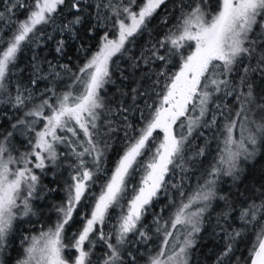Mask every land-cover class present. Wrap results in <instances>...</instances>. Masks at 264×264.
<instances>
[{"label":"snow or ice","instance_id":"1","mask_svg":"<svg viewBox=\"0 0 264 264\" xmlns=\"http://www.w3.org/2000/svg\"><path fill=\"white\" fill-rule=\"evenodd\" d=\"M169 2L4 0L0 21L16 27L6 40L0 36L5 45L0 49V119L11 128L0 131V264H5L17 222L37 215L33 201L44 199L45 186L34 170L47 174L64 165L74 174L65 203L57 207V222L38 236L21 238L24 255L16 264H93L97 243L104 247L97 264H139V249L132 245L150 239L142 217L157 192L167 191L165 176L176 169L188 173L202 168L211 141L220 138L222 147L218 145L214 162L201 173L203 182L181 201L170 221L161 224L157 218L163 246L149 264H188V250L206 226L223 241L216 264H264V182L240 191L248 168L264 155V93L255 90L256 79L264 83V0H174L175 15L167 11ZM20 10L25 13L22 20L17 17ZM157 15L161 31L153 35L150 25ZM41 26H52L59 34L54 47L59 58L70 42H78V50L86 51V40L101 29L103 34L98 51L78 73H72L68 64L33 57L27 82L21 78L13 82L15 71H25L16 63L22 44L42 36L45 28ZM145 35V44L132 53L130 46ZM118 53L128 54L129 74L121 72L118 95L108 101L102 90L115 84L110 62ZM62 74L72 75L73 84L79 86L75 93L58 91ZM126 81L132 86L127 87ZM141 101L150 117H144ZM133 112L140 113L144 126L130 139L83 226L65 243L73 212L103 171L109 141L121 130L128 136ZM178 120L182 131L176 134L173 126ZM157 129L164 138L153 152L150 142L154 143ZM17 133L25 137L28 147L13 155ZM58 145L68 151L59 150ZM147 152L152 156L144 165L142 186L125 211L120 201L126 180L140 167L138 157ZM171 186L184 197L182 183ZM110 208H121V214L114 229L105 233ZM169 225L187 230L183 244L171 254L165 251L168 237L173 236ZM250 232L255 240L248 256L238 257V245ZM67 249L75 255L66 256Z\"/></svg>","mask_w":264,"mask_h":264},{"label":"trees","instance_id":"2","mask_svg":"<svg viewBox=\"0 0 264 264\" xmlns=\"http://www.w3.org/2000/svg\"><path fill=\"white\" fill-rule=\"evenodd\" d=\"M145 0H137L138 4H143ZM215 3V0H213ZM174 0H170L168 4L167 11L175 15L174 9ZM6 7L4 0H0V11H3ZM24 11L20 10L17 12L18 19L22 20L24 18ZM159 15L153 18L150 27L153 30V35L159 34L161 31L159 24ZM60 21L58 20L57 23ZM15 24L5 25L3 21H0V36L5 40L13 34L15 31ZM44 27V34L42 36L38 35L33 38L32 41H28L22 44V50L18 55L16 61L19 69H25L23 73L18 70L15 71V74L12 77L13 82L17 78H21L27 82V77L31 75V64L33 63V57H38L40 61L47 59L53 63L68 64L72 70V73H78L80 67L95 54L100 45V36L103 34V29L94 34V38H88L85 42V50H78L79 44L69 43V46L66 49L65 55L63 58L56 57L54 52L55 40L59 39V34L54 32L52 26H41ZM52 35L53 39L48 40L47 36ZM148 36H141L136 39L135 45L130 46L131 52H138L140 47L145 44ZM127 46V45H126ZM5 47L4 43L0 42V49ZM129 64L130 60L128 59V54L121 55L118 53L116 56L112 57V62H110V72L113 75L115 84H108L102 90V95L105 96L106 100L111 101L117 97L116 87L120 85L121 79L120 74L123 72L125 75L129 74ZM47 68V65H45ZM175 70V69H174ZM139 75V73L137 74ZM62 80L58 82L57 87L59 92H65L72 90L74 93L79 87L78 85L73 84V78L71 74H62ZM255 79V78H254ZM256 92L264 93V83L256 79ZM47 81L41 83L40 87L43 88L44 84ZM127 87H131V82H124ZM72 86L71 88L69 86ZM152 100H149V103H152ZM140 108L143 110L144 117H150V112L144 105L140 102ZM13 115L12 113L9 114ZM256 118H259V113H256ZM129 120L133 124V128L128 130V136H125L124 131L121 130L113 134V138L109 141L111 147L109 148L106 157L103 163V171L98 174L95 183H91V186L85 192V197L82 198L79 205H77L75 211L73 212V219L70 222V227H66L65 231V243L71 241L73 233L78 232V230L83 226L84 218L90 214L96 200L101 194L105 184L108 179L111 177L116 164L119 158L122 156L123 151L125 150L127 144L131 138L137 136L139 129L144 126V120L141 118L140 113L133 112L129 114ZM180 120H184L185 124L187 121L185 118L181 117ZM179 121V120H178ZM0 124H3L4 130H11L10 124L3 119H0ZM39 127V125H38ZM173 130L178 133L177 124L173 126ZM206 135L211 136L212 133L205 130ZM65 135V133H61ZM66 135L70 136V133ZM234 135L239 137L240 130L239 127L235 130ZM164 133L160 129H157L153 133V141L150 142L153 152L155 147H158L159 144L163 141ZM202 140L196 141V143H202ZM14 148L13 155H18L27 150V144L25 137L17 133L15 138L12 141ZM222 147V138L212 140L209 145V152L203 158V167H197L196 170L182 173L179 169H176L174 172H169L165 176V182L168 184L167 191L164 188H161L155 197L152 198L151 203L146 206L149 210L142 217V224L144 225V230L150 236V239L147 243L136 242L132 245L133 249H139V264H149L150 257L155 256L158 251H160L163 246V231L157 232V218H159L161 224L164 221H170L174 216L175 211L182 200L186 201V198L191 195L197 188L199 183H202L201 173L207 169V167L214 162V157L217 154V147ZM58 149L64 152H67L68 149L64 145H58ZM152 156L151 152H147L145 155L138 157V162L140 167L133 172L132 176L126 180V190L123 193V198L120 203L126 211L127 205L130 200L134 197L136 192L142 186V178L145 175V168L150 158ZM90 159V158H89ZM135 167V166H134ZM38 175L41 176L43 185L45 186L44 199L33 201L34 206L38 208V214L31 217H25L22 220L17 222V227L12 236V245L8 248L7 254L4 257L5 264H16V261L23 257V246L20 243V240L23 236H38L41 231L47 230L49 227L55 225L58 219L57 207L64 204L67 199V185L72 183L71 176L74 174L73 169L69 168L67 165H64L59 169V171H48L47 174H41L39 169L34 170ZM227 179V178H226ZM264 182V155L259 156L254 166L248 168L246 178L243 185H241L240 191H244L245 187L249 189L253 187H259V184ZM183 186L184 197L179 195V190L173 188L172 184H181ZM229 183L223 185L226 189L229 187ZM49 188H55L56 191H47ZM135 189V191H134ZM235 191V190H234ZM249 195L251 192L248 193ZM220 209L217 208V211ZM121 214V208H110L106 216L105 225L103 230L105 233H108L114 229L117 225L118 218ZM213 224L215 223V214L212 217ZM207 225V221H206ZM238 226V223L237 225ZM258 231V229H256ZM169 231L173 232V236L168 237L169 245L165 248V251L169 254L178 251L179 247L183 244L186 228L183 226L177 225L176 229H172L169 225ZM135 241H139V237H131ZM255 240V234L250 232L247 233L242 242L239 243V251L236 253L238 257H247L248 251L252 246V242ZM223 247V241L218 239L213 235V229L211 227H205L196 237L195 246L188 250L187 261L188 264H216V258L218 253ZM92 257L93 264H97V258L103 254L104 247L102 243H97ZM66 256H74L75 252L72 249H67L65 252ZM239 264V261L236 262Z\"/></svg>","mask_w":264,"mask_h":264},{"label":"rangeland","instance_id":"3","mask_svg":"<svg viewBox=\"0 0 264 264\" xmlns=\"http://www.w3.org/2000/svg\"><path fill=\"white\" fill-rule=\"evenodd\" d=\"M191 107V106H190ZM197 111H198V109H197ZM193 115L195 114V113H192ZM183 118H185V117H183ZM186 120V119H185ZM179 123H180V120L179 121H177V130H178V133H180L181 131H182V129H180L179 127H178V125H179ZM174 131V130H173ZM174 133H176L175 131H174ZM177 134V133H176Z\"/></svg>","mask_w":264,"mask_h":264}]
</instances>
